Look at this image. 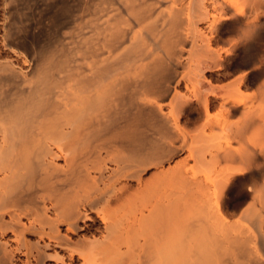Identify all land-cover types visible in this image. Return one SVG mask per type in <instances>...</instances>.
Returning a JSON list of instances; mask_svg holds the SVG:
<instances>
[{"label": "bare ground", "instance_id": "bare-ground-1", "mask_svg": "<svg viewBox=\"0 0 264 264\" xmlns=\"http://www.w3.org/2000/svg\"><path fill=\"white\" fill-rule=\"evenodd\" d=\"M17 1L0 264H264V0Z\"/></svg>", "mask_w": 264, "mask_h": 264}, {"label": "rangeland", "instance_id": "rangeland-1", "mask_svg": "<svg viewBox=\"0 0 264 264\" xmlns=\"http://www.w3.org/2000/svg\"><path fill=\"white\" fill-rule=\"evenodd\" d=\"M20 1H21V4H20ZM27 1V2H26ZM35 0H18L17 2L19 3H17V5L16 6H18L17 8V10H16V13L17 14H19L20 12H22L21 14H19V17L21 16V15H23V16H30V17H32L33 19L35 18V13H36V7L34 6V2ZM73 2V1H72ZM28 3V4H27ZM77 6V5H76ZM19 7L22 9H19ZM35 9V10H34ZM75 9H76V12H75ZM75 9L73 10L74 11V16L76 15H78V14H81V13H79V12H81V11H79V10H77V7H75ZM79 9V8H78ZM19 10V12H17ZM79 11V12H78ZM8 12H9V5H8V0H0V64H4V63H7V62H11L15 67H18V68H20V71L22 72V73H26V72H28L27 70H28V67H27V65L25 64V63H23V62H17L16 60H14L15 59V57H14V55L11 53V52H9V50H7L6 49V47H5V45H4V36H5V29L3 28L4 26H3V21H4V18L6 17V15H8ZM33 12V13H32ZM35 12V13H34ZM60 12V11H59ZM62 12V11H61ZM84 11H82V13H83ZM76 13V14H75ZM6 14V15H5ZM25 14V15H24ZM31 14V15H30ZM33 14L35 15V16H33ZM84 14V13H83ZM23 16H22V20L23 21H25V20H28V23H29V21L30 20H32L30 23H33V19H30V17L28 18V19H26L25 17V19L23 18ZM27 16V17H28ZM75 16V17H76ZM64 17L66 18V15H64ZM68 18V17H67ZM66 18V20L67 21H69L68 19ZM20 19V18H19ZM21 20V21H22ZM63 20H64V22L62 21V23L58 26V31H60L59 32V34L60 35H62L63 36V34L66 32H69V31H72V30H70L71 28H70V26L72 27L74 24L72 23V24H70L69 22V24L67 23V22H65L66 20L63 18ZM22 21V22H23ZM46 22H48V23H50L49 22V20H47ZM27 23V22H26ZM26 23H23L24 25L26 24ZM47 23V24H48ZM28 25V24H27ZM26 25V26H27ZM68 26V27H67ZM66 28V29H65ZM73 28V27H72ZM63 30V31H62ZM67 30V31H66ZM2 33H3V35H2ZM65 33V34H66ZM71 33V32H70ZM68 36H69V34H68ZM64 38H65V35H64ZM66 39L68 40V38L66 37ZM4 45V46H3ZM26 58L27 59H29V56L28 55H26ZM26 59V60H27ZM251 91V90H250ZM215 113H216V111H214ZM213 112V113H214ZM0 141H1V137H0ZM238 190L235 192H233V198H234V201H241L242 199H243V196H242V194L239 192V194H238ZM93 216H95L94 214H93ZM8 219H9V217H7ZM23 220L24 221H26V218L25 217H23ZM91 222H88V224H90ZM63 230H64V228H62ZM81 233H86V232H81ZM27 239H30V240H35V237L33 236H30L29 234H27ZM73 237H75V236H73ZM7 238L9 239V245H10V248H15L16 246H17V244H18V242L16 241V240H14L15 239V236H14V233H13V231L12 230H8L7 231ZM17 242V243H16ZM18 247V246H17ZM17 247L15 248L16 250H17ZM15 253H16V251H15ZM16 255H17V253H16ZM18 257V259L20 258V259H22V260H24V256L22 255V254H20V252H18V255H17ZM23 256V257H22ZM19 264H22L21 262H18Z\"/></svg>", "mask_w": 264, "mask_h": 264}]
</instances>
